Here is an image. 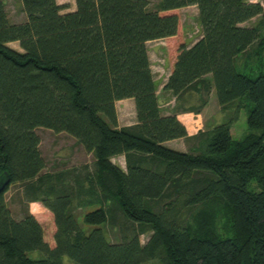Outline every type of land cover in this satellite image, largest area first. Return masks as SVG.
Instances as JSON below:
<instances>
[{"label": "trees", "instance_id": "16d2710c", "mask_svg": "<svg viewBox=\"0 0 264 264\" xmlns=\"http://www.w3.org/2000/svg\"><path fill=\"white\" fill-rule=\"evenodd\" d=\"M18 1L25 18L9 22L0 0V264H264V0H73L63 13L55 0ZM187 5L199 27L191 44L178 33ZM162 38L175 40L161 87L169 114L145 47ZM211 90L233 115L187 135L175 112L198 113ZM123 98L135 122L118 127ZM241 109L247 133L232 138ZM37 127L72 136L91 163L44 170ZM174 138H197L194 152L163 145ZM9 184L51 213V242L27 210L11 216ZM115 211L120 240L110 242L99 225Z\"/></svg>", "mask_w": 264, "mask_h": 264}, {"label": "rangeland", "instance_id": "374dc122", "mask_svg": "<svg viewBox=\"0 0 264 264\" xmlns=\"http://www.w3.org/2000/svg\"><path fill=\"white\" fill-rule=\"evenodd\" d=\"M4 3V9L7 15L9 22H20L24 20L25 16L21 10V6L18 0H2ZM154 2L155 0H149ZM56 3L64 5L60 12H67L74 9L73 0H55ZM179 24H178V33L185 40L186 44H191L197 35L199 34V27L196 20L195 12L187 9L179 12L177 10ZM198 30V32H197ZM174 38L164 39L160 42H154L145 45L148 62L151 64L150 71L154 78H157V81L161 82L162 79L166 76L169 71L167 58L173 53L174 47ZM9 47H12L16 50H20L17 45V42H9ZM132 103V101H131ZM188 106L194 107L196 105V97L192 95L190 99L186 102ZM133 105V103H132ZM226 108L224 110L219 109V106L216 103L212 102L206 106L205 114L200 117L201 127L200 129L206 130L213 124H219L225 121L229 116L233 115L232 108ZM124 113V112H123ZM117 116V113L115 111ZM121 124L129 123L135 121L134 117V108H129L125 111V116L121 115L120 118L123 119ZM246 113L244 109L238 111L236 120L230 124V135L232 138H240L247 133L246 124H245ZM35 132L39 138L38 149L41 156L45 161L44 170H56L65 167H74L82 164H90L92 161V155L83 151L82 147L76 142V140L64 133V132H54L46 128L37 127ZM197 142V138L182 139L178 141L176 146L184 151L194 152L192 149ZM170 146V144H169ZM112 160V159H111ZM113 161L120 166H124V161L122 156H116L113 158ZM21 187L20 184H9L7 189L3 193V198L5 204L14 219L20 218L22 212L27 210L33 215L36 221L40 224L42 229L43 240L51 242L52 233L54 231V224L52 220L51 213L45 209L40 202L33 201L34 203L25 202L21 197ZM217 232L222 235L228 234V226L223 227V217L219 216L217 212ZM103 230L105 237L110 242H116L120 240L119 233V217L118 212L115 211L113 214V223L112 224H102L99 225ZM148 233L140 234L139 241L143 243L147 237ZM26 256L30 259L41 258L42 254L38 250H31L26 252ZM62 264H75L72 260L66 256L61 257ZM148 264H159L157 260H150Z\"/></svg>", "mask_w": 264, "mask_h": 264}, {"label": "crops", "instance_id": "0c3cea01", "mask_svg": "<svg viewBox=\"0 0 264 264\" xmlns=\"http://www.w3.org/2000/svg\"><path fill=\"white\" fill-rule=\"evenodd\" d=\"M192 8H193V10L195 12V16H196L197 11H196V7L194 5H187V6L180 7L179 12L183 11V10H187V9L192 10ZM256 19H257V17H252V18L248 19L247 21L243 22L242 25L248 26V25L252 24V22H254ZM178 24H179V19H178ZM164 39L165 38L147 41L146 46L147 45L149 46V44L154 43V42L155 43L160 42L161 40H164ZM147 52H148V49H147ZM149 66L152 67L151 64H149ZM167 75H168V73L162 79L161 82L160 81L158 82L157 78H154V75H152L154 83L156 85V94H157L158 99H159V101H158L159 108L163 114L172 113L173 104H174L173 97L171 96V94L169 92L162 91V89H161ZM131 101H132L131 98H123V99H119V100L114 101V107H115V111L117 113L116 123H117L118 127L130 125V124H133L135 122V121H133V122L125 123V124L120 123V122H122V120H124V117H123V119H121L120 116L121 115L125 116V111H127L130 107L133 108V105H132L133 101H132V103H131ZM212 102L216 103V98L214 96L213 90L210 91L206 104L199 110L198 113H193V112H189V111L175 112L176 118L183 124L187 135L190 136V135L195 134L197 131L203 130V129H200V127H201L200 117L205 114L206 106H208ZM182 139L183 138H174V139L166 140L163 142V145H165L168 148L177 150V151H184V149H180L179 147L176 146L177 142L181 141ZM169 144H170V146H169ZM30 203L32 204L34 202H30Z\"/></svg>", "mask_w": 264, "mask_h": 264}, {"label": "water", "instance_id": "95a60500", "mask_svg": "<svg viewBox=\"0 0 264 264\" xmlns=\"http://www.w3.org/2000/svg\"><path fill=\"white\" fill-rule=\"evenodd\" d=\"M8 182H9V178L6 171H2L0 173V191L4 189V187L8 184Z\"/></svg>", "mask_w": 264, "mask_h": 264}, {"label": "built area", "instance_id": "2783aa9c", "mask_svg": "<svg viewBox=\"0 0 264 264\" xmlns=\"http://www.w3.org/2000/svg\"><path fill=\"white\" fill-rule=\"evenodd\" d=\"M197 32H198V30H197ZM198 36H199V34L197 35V37H198ZM197 37H196V38H197ZM196 38H195V39H196Z\"/></svg>", "mask_w": 264, "mask_h": 264}]
</instances>
